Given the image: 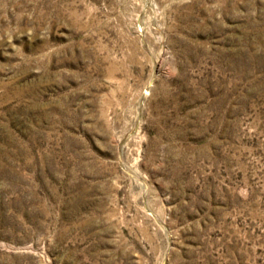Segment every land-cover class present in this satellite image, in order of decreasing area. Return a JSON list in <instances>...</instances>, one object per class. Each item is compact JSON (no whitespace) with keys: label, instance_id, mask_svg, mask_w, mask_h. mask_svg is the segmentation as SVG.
<instances>
[{"label":"rangeland","instance_id":"obj_1","mask_svg":"<svg viewBox=\"0 0 264 264\" xmlns=\"http://www.w3.org/2000/svg\"><path fill=\"white\" fill-rule=\"evenodd\" d=\"M0 264H264V0H0Z\"/></svg>","mask_w":264,"mask_h":264}]
</instances>
